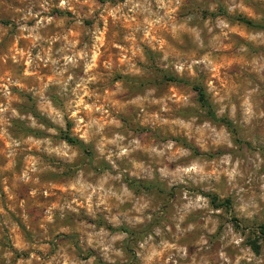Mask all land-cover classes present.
Instances as JSON below:
<instances>
[{
  "label": "clouds",
  "instance_id": "1",
  "mask_svg": "<svg viewBox=\"0 0 264 264\" xmlns=\"http://www.w3.org/2000/svg\"><path fill=\"white\" fill-rule=\"evenodd\" d=\"M205 3L214 17L182 15L192 0H0V19L11 20L0 23V44L8 38L0 55V153L7 157L0 170L25 186L13 192L5 178L8 210L29 222V200L45 201L43 231L31 240L0 205V239L8 229L10 244L0 245L3 264H264V241L249 243L264 223V132L257 131L264 30L237 19L264 24V11L249 0H196ZM112 26L123 27L124 43L109 39ZM185 36L198 54L169 44ZM144 46L159 53L157 67L191 84L131 95L126 81H113L117 73L151 75ZM225 47L235 55H217ZM106 48L119 50L118 63L104 59ZM196 83L211 95L215 120L196 103ZM20 92L33 96L52 126L21 111ZM133 108L138 127L150 132L121 119ZM13 121L45 135L18 134ZM45 173L64 178L42 182Z\"/></svg>",
  "mask_w": 264,
  "mask_h": 264
},
{
  "label": "rangeland",
  "instance_id": "2",
  "mask_svg": "<svg viewBox=\"0 0 264 264\" xmlns=\"http://www.w3.org/2000/svg\"><path fill=\"white\" fill-rule=\"evenodd\" d=\"M105 2H106V0H99V3L101 5H103ZM206 2H207V0H206ZM249 3L253 6L255 11H258V12L264 11V0H249ZM194 11H202L204 19H207L209 17V15H212L213 17L216 15L213 13H209L206 10V3L204 5H197L196 0H192V6L187 8L186 10H182L181 14L182 15L191 14ZM219 14H221V15L225 14V9H224L222 4H221V7L219 8ZM60 15H63V14H60ZM67 15L69 17L72 16L71 13H67ZM238 18H243V19L249 21L251 23V26H248L249 28L264 30V24L255 23L250 19H246L244 16L237 17V19ZM0 23H3L5 26H7L8 24L11 23V20L6 19V18L0 19ZM84 23L87 26H91L92 21L91 20H85ZM241 26L243 27L244 24L241 23ZM123 34H124V32H123L122 26H120V27L112 26L110 31H109V39L110 40H118L119 42L124 43L122 40ZM182 39H183V43H181L180 41L172 40L170 37L168 38L169 44L173 48H176L179 52H182L185 55H196V54H198L196 52L194 46L191 44L190 38L185 36ZM234 39H236V38L234 37ZM7 43H8V38H5L4 44H0V55L3 54V52L5 50V45ZM224 43L228 44L229 42L225 41ZM22 44H23V42H22ZM104 51H105V56H104L105 60L115 59L118 63V61H119V50L118 49L106 48V49H104ZM257 51H259V50L253 49V52H257ZM144 52L146 55H148L149 59L153 61L152 65H151V70H150L151 75L150 76H146L145 78H134L131 76H122L119 73H117L112 77L113 81L114 80L126 81V85L128 87L129 93L131 95L142 94L144 89L147 86H153V85L158 88V93H157L158 96L159 95H165V94H168L169 92H171L173 85H177V86L184 85L187 87L191 84V82L188 79H179L171 71L165 72L162 68L157 67L155 60H156V57L159 55V53L150 52V50L147 46H144ZM217 55H219L221 57L231 58L232 56L235 55L234 47L233 48L225 47L219 53H217ZM236 67L238 68L239 66L237 65ZM3 71H4V69L0 68V74H3ZM44 72H45V74H47V70H44ZM229 75L235 76L236 73H230ZM201 79L203 80L204 77L201 76ZM35 86L39 87L38 82H36ZM193 87H198L204 92V95H205L208 103L210 104L213 112H214V108H213V105L211 103V95L206 92L203 85L200 83H196ZM101 90L106 91V88L102 86ZM13 91L16 92V89H13ZM19 95L22 99L26 100V103L20 106V109L22 112H32L33 114L38 116V118L41 120V122L45 123L48 126H52L43 117H39V114L36 112V108H35V100L31 94L25 95L24 92H20ZM128 98H130V96L124 97V99H128ZM196 103H197V101H196ZM187 111H194V110L189 109ZM137 112H138V109L133 108L131 111H129L127 113L126 116H121V119L125 120L127 122L128 126L131 127L134 131L150 132L151 130L149 128L141 129L138 127V124L136 121ZM184 114H186V112L184 110H182L181 112L175 113V115H184ZM13 123L15 124L14 131L18 134L19 133H25V134L31 133V134L36 135V136L45 135L43 132H39V131L32 132V130L25 128L24 125L22 123H20L19 121H13ZM71 127H72V125L69 124V128H71ZM257 131L264 132V125H262L260 128H258ZM64 135H67V137L71 138L69 136V134H67V133H62V136H64ZM161 135H162L161 130L159 128H157L154 138L159 140ZM151 139H153V136H148L146 138V141L151 140ZM239 142L243 143V140H241ZM181 143H186V142L181 141ZM186 146H188V145H186ZM0 147H2V144H0ZM249 148H251V145H249ZM85 151H88L89 155H91L90 149H85ZM6 163H7V157L3 153H0V169H3L4 166L6 165ZM67 175L68 174L65 173V176H67ZM5 178H7V185L10 188H12L13 192L20 193L21 188H23L25 186H20V187L14 186L13 185V179H14L13 173L10 171L0 170V205H3L5 207V211L8 212V214L12 218L13 222L15 224L19 225V230L27 238H29L31 240L34 236H38V234H40L43 231L40 228V223L42 221V212H43L42 205L45 203V201L41 200L37 204V203H33V201L29 200L28 203H29L30 207H29L28 214L30 217V221L29 222L23 221L17 215H15L14 213H12L11 211L8 210V205L12 204L13 201H9L7 194L4 192V186H5L4 180H5ZM63 178L64 177H61L59 175L45 173L41 176V181L42 182H48V181L59 182ZM142 187H143V185H142ZM149 190H151V189H149ZM174 192H175V190H173V193ZM173 193H168L167 196H171ZM161 196L162 197L165 196L162 188H161ZM19 198H23V196H21ZM19 198L17 199V201H15V203L17 204V208H16L17 213H19L21 211V209L18 206L19 205ZM58 198H59L58 195L53 197V199H58ZM230 202L231 201L229 200L228 203H230ZM37 210L40 211V213H41L40 216H35V212ZM262 215H264V213H262ZM0 219H2V218H0ZM72 222H73L72 220L65 221V223H72ZM257 226L259 228V236H257V239L255 241H253V240L249 241V243L252 244L254 248H256V246L261 241H264V233L262 232V230L264 229V223H258ZM4 232H5V234L3 235V238L0 239V245L10 246V244L8 243V235L6 234L8 232V229H5ZM253 235H255V232L253 233ZM64 239L65 240H67V239H73L74 240L75 237L74 236L73 237H65ZM19 255L20 254L17 253V256H19ZM24 256L26 257L27 253H24ZM0 264H3V262L0 261ZM13 264H15L14 261H13Z\"/></svg>",
  "mask_w": 264,
  "mask_h": 264
},
{
  "label": "trees",
  "instance_id": "3",
  "mask_svg": "<svg viewBox=\"0 0 264 264\" xmlns=\"http://www.w3.org/2000/svg\"><path fill=\"white\" fill-rule=\"evenodd\" d=\"M238 19H239V21H240L241 23H243L244 25L251 26V23H250L249 21H247V20H245V19H243V18H238ZM194 90L197 91V92H199V98H198V100H197V103H198L202 108L208 109V117H210V118H212L213 120H215L214 112H213V110H212L210 104L208 103V101H207V99H206V97H205V95H204V92H203L200 88H198V87H194ZM225 122H226V121H225ZM63 137H64V138H68L69 141H70V143H73V144L77 143V141L72 140L71 138L67 137V135H64ZM215 201H216V198L213 197V203H215ZM262 232L264 233V229L262 230Z\"/></svg>",
  "mask_w": 264,
  "mask_h": 264
}]
</instances>
